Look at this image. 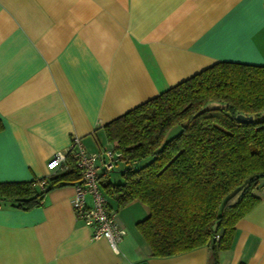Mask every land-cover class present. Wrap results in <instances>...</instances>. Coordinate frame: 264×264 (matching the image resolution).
<instances>
[{
	"label": "crops",
	"instance_id": "0c3cea01",
	"mask_svg": "<svg viewBox=\"0 0 264 264\" xmlns=\"http://www.w3.org/2000/svg\"><path fill=\"white\" fill-rule=\"evenodd\" d=\"M225 61L264 66V0H0V183L65 171L45 166L73 139L88 153L114 147L105 124ZM123 165L99 176L117 184ZM260 184L219 264H264ZM74 195L66 185L29 211L0 208V264H211L207 247L153 257L136 229L149 208L104 194L125 230L113 251L76 219Z\"/></svg>",
	"mask_w": 264,
	"mask_h": 264
},
{
	"label": "trees",
	"instance_id": "16d2710c",
	"mask_svg": "<svg viewBox=\"0 0 264 264\" xmlns=\"http://www.w3.org/2000/svg\"><path fill=\"white\" fill-rule=\"evenodd\" d=\"M102 128L124 168L117 184L99 176L101 191L117 207L138 200L149 208L136 229L152 256L207 247L219 264L264 181V66L216 62ZM66 156L65 171L47 179L0 183V208L29 211L53 188L78 185Z\"/></svg>",
	"mask_w": 264,
	"mask_h": 264
},
{
	"label": "built area",
	"instance_id": "2783aa9c",
	"mask_svg": "<svg viewBox=\"0 0 264 264\" xmlns=\"http://www.w3.org/2000/svg\"><path fill=\"white\" fill-rule=\"evenodd\" d=\"M71 143L66 152L52 155L45 168L49 173L65 170L67 168L66 154H70L75 168L79 169L81 174V182L74 186L75 195L71 201L76 219L84 221L93 228V240L104 239L110 244L112 250L117 252V245L125 235V230L118 227L116 217L110 211L106 196L101 191L98 177L100 169L113 168L120 153L114 150L115 147L88 153L78 139H73ZM87 197L91 198L90 207L86 203Z\"/></svg>",
	"mask_w": 264,
	"mask_h": 264
},
{
	"label": "water",
	"instance_id": "95a60500",
	"mask_svg": "<svg viewBox=\"0 0 264 264\" xmlns=\"http://www.w3.org/2000/svg\"><path fill=\"white\" fill-rule=\"evenodd\" d=\"M236 119H237V121H240V122L241 121L242 122H246V123H252L253 122L251 117H246V116H243V115L237 116Z\"/></svg>",
	"mask_w": 264,
	"mask_h": 264
}]
</instances>
